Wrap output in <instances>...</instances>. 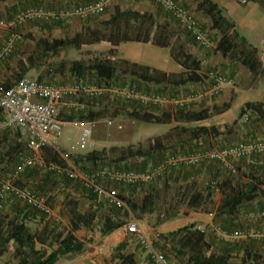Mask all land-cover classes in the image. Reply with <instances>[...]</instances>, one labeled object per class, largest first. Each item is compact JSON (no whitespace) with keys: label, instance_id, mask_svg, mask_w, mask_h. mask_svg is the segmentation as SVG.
<instances>
[{"label":"trees","instance_id":"1","mask_svg":"<svg viewBox=\"0 0 264 264\" xmlns=\"http://www.w3.org/2000/svg\"><path fill=\"white\" fill-rule=\"evenodd\" d=\"M3 1L5 0H0V3ZM92 1L93 0H88L84 2H77L75 4L81 5L90 3ZM176 1L184 7L188 8V6L185 3H182L180 0ZM191 1L195 3V11L201 13L204 17H206L210 22V29L218 34L219 37L216 40L215 49L219 51L223 56H228L231 60L240 63L250 72H261V63L258 59L257 49L253 47L243 36L239 35L235 30H233L234 25L224 16L222 8L213 0ZM257 1L264 9V0ZM131 16L142 18L143 20L149 19V16L147 14L136 10L117 9L116 12L110 14L109 18L106 20V23L111 27V30H109L107 33L102 32L100 29H87L84 32H77L71 37L52 38L50 40L42 37L37 39L35 44L37 47L36 58H40L43 54L54 52L57 49L65 46L80 47L83 44L97 42H108L114 46L121 41L127 40H141L144 42H152L158 46L169 47L170 54L173 60L181 65L183 71L178 74H167L164 71L138 65L136 63H128L127 61L122 60L126 65V67L123 68V72L128 73L131 76V82H120L119 85L127 84L140 91L167 94L168 96L172 97H180L189 95L194 92L196 93V90L191 88L182 89V91L174 88L177 86L185 85L187 83L201 82L207 78V75L201 71V60L198 59L194 54L186 50L183 43H173L171 38L164 32L159 33L157 36H152L151 38L149 33H142V31L139 30L135 36H126V34L123 33L118 34L119 23L123 20L127 22V20ZM199 24L201 28L207 32L204 25H202L200 22ZM184 31L186 37L185 39L187 42L196 41L186 29H184ZM207 35L209 43L206 46L201 45L202 47H209L211 45L210 40H214L215 36H217H211L210 38L209 36L211 34ZM236 40H238V42ZM108 54H115L114 48L111 47L108 50ZM34 65L35 58L32 55L27 56L25 59L20 58L17 63L16 77L20 79L30 69H32ZM70 70L74 72L76 80L86 81V79H84L86 76L85 73L91 72V74L94 76V81H96L98 84H104L106 86L113 84L112 80L116 76V67L109 58L95 59L90 64L84 65L80 62L73 61L70 66ZM208 74L210 76V83L212 86L216 83V76L221 75L226 79L230 78L231 80L233 77L223 75L222 72L213 69L208 70ZM231 74H234V72H231ZM14 82L8 83L7 81H4L0 88H7ZM121 101L128 104V106L131 108L130 116L132 118L145 123H169L171 122V120L198 121L211 117L213 113H220L228 109V107L230 106L229 102H225L222 104V106H216L214 111L206 108H203L201 110H190L188 109V107L191 105L190 101L183 105L172 106L174 109L169 107L163 108L164 110L160 111L162 105L159 104H143L132 100ZM263 110L264 102L249 101L241 107L235 120L230 123L211 125L210 127H186L178 124L180 125L179 130H175L177 129V125H175L174 128H172L175 131L172 132H176L177 136L180 134L178 132H190V137L185 138V143L184 141L179 142L178 144H176V148L177 146L178 148H184L185 145L188 143L190 144L191 141H193V143H196L195 141L200 140L207 135H219L220 133L230 132L231 126L236 123L238 116H245L246 114L247 118H243V121L246 124L247 121L251 119L252 114L254 113L264 116ZM83 111L84 110H80V112ZM1 113L2 111L0 109V114ZM97 115L98 113L89 111L81 115L75 114V116H68V119L75 117L81 119H94ZM15 130L20 131L16 128ZM10 131V128L2 131L0 133V137H2V139H6L10 135ZM171 133L168 132L167 134L151 138L150 140H148L147 148H133V146H127L126 149H123L120 152V156L116 160L111 159L112 161H109L104 155H102L95 149L75 153L74 155H72V160L81 171L85 172H90L99 167L148 170L149 168H151V166L157 165L162 159L167 157L164 155V152L167 151V147L176 149L175 145L173 146V144L170 143L169 136ZM250 140L259 139L250 137L248 139H242L240 141ZM261 140H264V138ZM22 141V137L21 140L14 141L13 144L8 146V150L4 152L3 155L9 156L11 158L19 155L16 152L17 149H20V147L23 145ZM25 142L26 137L24 138V143ZM224 146L227 145H220L216 148H221ZM194 149L199 150L203 148L197 147ZM177 150L180 151L179 149H176V151ZM190 150H193V148ZM180 152L183 153V151ZM26 154L27 150L24 155ZM42 155L44 160L47 162H60L58 153L51 147L45 146L42 150ZM2 158L0 156V162ZM136 158L141 159V162H131L132 159ZM257 159H262L263 162L261 164H251L246 158L238 159L241 160L243 164H246L251 171V173L242 174L244 179L239 177L236 179L225 178L220 181L219 184L217 182L218 180L215 181L218 184L219 192L221 194L220 202L216 207L212 205L214 189L211 187V184H209V186L206 188L204 187L198 189L194 187V183L191 182L188 185L186 184L183 189L172 191L170 194V199L173 200L174 204L168 205V207L166 208L165 218H163L162 220L168 219L171 216H175L177 212V208H175V206L179 204L184 205L187 208H201V211L205 212H211L214 209L213 222L217 223L216 225L218 226L220 225L219 227L221 229H227L228 231L240 225L238 221L240 217L245 215L243 211L245 208V204L256 202V205L258 206L256 207V212H254L253 214L255 216L260 215L262 212H264V154L262 156H257ZM13 161L16 163L15 160ZM149 162L152 163L151 166L146 167ZM216 164L217 166L222 168V166L218 162H216ZM175 168H168L163 174H161L148 184L116 185V187L119 188L121 194H123V192L121 191L123 190V188H137L139 186L143 187L146 185H148L146 186L147 188H149V186L156 187L157 184H159L160 179L164 180L165 178L169 179L170 177H172L173 171H175L173 169ZM39 169H42V167H27L24 172L16 175L14 180L15 183L19 186L27 187L33 190L37 195H39V193L44 190V185L49 182V179H51V177L59 176L66 183H74L82 188V190H84L86 195L88 196L90 206H88V208H86L85 210H79L77 206V200L68 199L65 203H62L69 217L68 228L58 229L53 224L46 222L41 230H37L31 229L27 225L26 220L30 218L29 215H34L33 212H35L43 217L47 216L31 205H28L12 197H7L5 201L8 199L15 200V202H21V204L24 206L20 211L15 210L11 213H1L0 209V254L4 253L9 247L10 249H12L14 256L18 259V264H56V261L60 256L70 252H76L82 248V243L79 242L74 235V231H76L80 227H90L95 222L97 224L98 232L101 235H106L123 225L124 220L119 215V211L114 210V213L113 211H111L108 214L98 215L97 213L101 208V204L94 206V203L92 202L93 194L91 193V190L78 183L75 179L69 178L64 174L43 168L46 169L44 184L37 183L35 186L36 189H32V186L24 184L22 180H20L21 175L23 177L36 176L39 173ZM14 170L15 168L13 167L12 171H10L7 176L1 178L0 181L10 177L14 173ZM228 174L231 173L228 172ZM19 180L20 182H18ZM155 197H157V194L155 193L154 188H151L146 193H144V196L139 202H137L133 198H130V196H125L123 194V199L126 201L129 208L133 212L138 211L140 213H150L155 211ZM116 209L121 210L118 208ZM195 226V223H188L174 230L168 231L167 233L160 234V237L165 242L171 243L172 249L175 253V258H178L177 263L230 264V253L233 250H237V247H229L223 245L220 249H217L215 239L213 236H211V233H204L198 230ZM117 249V257L120 259V264H136L131 254L122 253V250L124 249L123 244H120ZM245 250V256L241 258L242 262H246V260L249 258L248 260H250L251 264H264V254L259 252H252L251 250L247 251V247H244V251ZM167 257L173 264L172 259L168 255Z\"/></svg>","mask_w":264,"mask_h":264},{"label":"rangeland","instance_id":"2","mask_svg":"<svg viewBox=\"0 0 264 264\" xmlns=\"http://www.w3.org/2000/svg\"><path fill=\"white\" fill-rule=\"evenodd\" d=\"M84 1L88 0H60L57 8H55V0H16L13 2H7L5 5H0V51H2L7 44H10V49L7 54L0 57V87L4 81L10 83L18 79L16 77L18 60L20 58L25 59L29 55H32L35 58V65L22 77H39L42 80L52 81L55 83H68L76 80L74 72L70 70V66L73 61L80 62L84 65L90 64L95 59L109 58L116 67V76L113 78L112 83L119 85L120 82H131V76L128 73L123 72V68L126 67V65L123 63L122 59L116 57L117 51L115 49V54L109 55L108 50L99 51L93 49L91 47V43H88L83 44L80 47H61L54 52H48L43 54L40 58H36L37 47L35 44L37 39L41 37L47 38L48 40L52 38L71 37L77 32H84L87 29H100L102 32L107 33L111 30L110 25L106 23L110 14L116 12L117 9L136 10L147 14L149 19L143 20L142 18L131 16L127 22L123 20L119 23L118 34L123 33L126 34V36H135L139 30L142 31V33H149L151 38L152 36H157L159 33L164 32L171 38L173 43H183L186 50L194 54L196 57L201 56V58L205 59V61H201V71L203 73H208V70L210 69L220 71L223 75L230 77L233 75L231 72L234 71V73H236V75H234L235 78L232 80V84L222 85V88L218 93L211 95L208 102L210 105L205 107L206 109L214 111L216 106H222L225 102H232L235 100L237 96L234 89L235 87L242 88L244 90V94L241 95L238 100H245L247 96L249 97L251 95L252 99L256 98V101L262 100L264 102V83L261 82V79L263 78V69L261 68V72L259 73H252L240 63L231 60L228 56L226 58L219 51H217L215 46L216 40L219 37L218 34L210 29V23L204 21V18L206 19V17L195 11V3L191 0L180 1L185 3L196 19L204 25L207 30V34H211L209 36L210 38L211 36L217 35L214 40H210L211 45L209 47H202L196 41L187 42L182 24L176 20L169 11L156 5L153 0H110L103 13L88 18H80L72 13L65 16H59L58 13H54L53 16L48 14L49 10L73 7L76 5L75 3ZM237 6L239 8L238 10L244 7L243 4ZM34 8H39L44 13L37 16L32 10ZM241 11L242 10L238 12ZM236 41L238 42V40ZM85 74L86 76L84 79H86L88 83L94 85L98 84L93 80L94 76L91 72H86ZM205 85H207V83ZM211 88L212 87L210 86V88L205 87L204 89L198 90L202 93L207 92V94L210 95L209 92H211ZM109 96L102 100L93 98L86 101L87 112L90 111L98 113V115L94 118V120H96V126L93 130V139L96 141L95 150L104 155L109 161L119 158L120 152L123 149H126L127 146H133V148H147L148 140L151 138L179 130L180 125H177V129L173 130L172 128L174 127H170L164 132L163 128H166L164 124L138 121L130 116L131 108L128 104L122 102L120 99L111 97L112 95ZM212 96H214V98ZM219 97L221 98L220 100H218ZM237 102L231 106L230 111L236 115L239 113V108L236 105ZM161 107L160 111L164 110L163 108L171 107V105L163 103ZM59 109L62 112V116L67 119L69 118L68 116H75V114L81 115L86 112H80V110L77 113L74 110L68 112L67 110L65 111L62 106H60ZM2 115L3 114L1 113L0 119L2 118ZM243 118V115L237 117L236 123L231 126L230 132L220 133L219 135H207L204 138L195 141L196 143L191 141L190 144H186L184 148H178V146L176 148V144L183 141L185 143V138L190 137V132L177 131L180 133L178 136L176 135V132H172L169 136L170 143H172L173 146L175 145L176 149L186 153L196 150L194 148L197 147H201L203 149L216 148L220 145H230L234 142L242 139H248L250 137L259 140L263 139L264 116L254 113L246 124L244 123ZM107 119H112L114 122L113 125L107 126L105 123ZM210 124H207V126L210 127ZM9 128L11 129L10 135L6 139H2V137H0V156L1 158L3 157L0 162V179L7 176L10 171H12L13 167L16 169L17 165L21 162L22 156L26 153L24 143L25 135L20 131H16L13 127ZM78 131L79 129L77 127L66 125L63 127L62 135L59 138L63 148L71 152L72 155L78 153V151L73 149L77 146L76 141L78 138ZM21 137L23 139V145L20 149H17L16 152L19 155L14 158L3 155L4 152L8 150V146L13 144L16 140H21ZM192 148L193 150H190ZM176 149L167 147V151L164 152V155L170 156L172 154L181 153L178 150L176 151ZM13 160H15L16 163ZM131 162L140 163L141 159H132ZM151 164L152 163L149 162L146 167L151 166ZM233 164L236 166L237 172L232 175L228 174L224 168L217 166L216 162L206 161L192 167L181 166L173 169L175 171H173L172 177L169 179L165 178L164 180L160 179L159 184H157L156 187L149 186V188H143L142 186H139L137 188H123L121 191L125 196L128 195L130 198L139 202L144 196V192L146 193L149 189L154 188L157 197H155L156 204L153 217L156 221H160L165 218L166 208L168 205L174 204L173 200L170 199L172 191L183 189L186 184L188 185L191 182H193L194 187L198 189L204 187L206 188L209 184H211V182L218 180L217 182L219 184V182L225 178L236 179L239 177L244 179L242 174L251 173L250 168L246 164H243L241 160L233 161ZM25 170L26 168L22 172ZM38 172L39 173L33 177H23L21 175L20 180H22L24 184L32 186V189H36L35 186L37 183L44 184L46 169H39ZM190 176L192 177V179L190 178V181H182L180 179ZM20 180L18 182H20ZM43 189L44 190L41 191L39 195L44 196L53 206L54 215L50 217H43L40 214L33 212L34 215L30 214V218L26 220L27 225L31 229L41 230L46 222L53 224L58 229L68 228L69 217L62 204L68 199L77 200L79 210H85L88 206H90L88 196L82 188L74 183H66L59 176L51 177L49 182L44 185ZM218 194H220L219 188L218 191L214 190L213 197ZM100 204L101 208L98 210V215L108 214L111 211L114 213V210H116L119 211V215L124 221L129 220L131 217L142 219V222H140L141 228L148 235L153 245L164 251L172 259L173 264H178V258H175V253L172 249L171 243L165 242L160 237V234L174 230L182 226V224H175L168 228V231L161 232L158 231V228L150 226L146 222V220H148L146 213H140L138 211L133 212L130 208L128 211L117 210L112 206H108L104 202H100ZM23 206L24 205H22L21 202H15V200L8 199L5 201L4 206L1 209V213H11L15 210L20 211ZM181 206L184 205H178L175 216H177L178 219L183 220L191 213L190 209L192 208L182 210L179 208ZM238 222L240 225L230 229V231L227 229L225 230L228 235L224 236L213 231L208 233H211V236L214 237L217 249H220L223 245L237 247V250H233L230 253V264H251L250 260H248L249 258L246 262L241 261V258L245 256L246 253V250L244 251V247H247V251L251 250L252 252L264 254V217H261L260 215H253V217L251 216V218H248L243 215L239 218ZM195 224L197 225L198 223ZM199 224L208 225L202 223ZM213 224L217 227L220 226L216 225L217 223L215 222H213ZM259 225L261 230L257 229ZM82 228H85L86 231H91L93 234L99 233L95 222L90 227ZM233 232H239L240 235H230V233ZM124 240H127V244H130L136 252L138 251L142 253L144 257L143 259L147 261V257H145V254L147 255V253L140 246L135 236L126 235ZM137 255H139V253ZM0 264H18V259L14 256L12 249L9 247L4 253L0 254ZM147 264H149L148 261Z\"/></svg>","mask_w":264,"mask_h":264},{"label":"built area","instance_id":"3","mask_svg":"<svg viewBox=\"0 0 264 264\" xmlns=\"http://www.w3.org/2000/svg\"><path fill=\"white\" fill-rule=\"evenodd\" d=\"M110 0H95L90 3L64 7L58 10H49L48 14L59 16L74 14L80 18H88L104 12ZM245 4L248 0H237ZM153 2L166 9L178 20L200 45H208V35L204 31L194 14L189 8L184 7L176 0H153ZM34 14L40 16L44 13L39 8L32 9ZM10 49L7 44L0 57L6 55ZM216 83L211 88V94L218 93L222 85L232 84L230 78L219 75L215 77ZM109 95L121 100H132L143 104L168 103L171 106L183 105L198 96L191 93L189 96L172 97L167 94L144 92L127 84H91L87 81L74 80L68 83H55L37 77H21L7 88H0V133L9 127L20 130L26 137L25 147L27 154L21 159L14 173L0 181V209L3 208L5 199L12 197L35 209L47 217L54 215V208L48 200L37 195L33 190L19 186L15 183V177L25 168L38 166L64 174L75 179L78 183L91 190L94 206L100 202L121 210H129V206L123 199L116 185H141L152 182L170 167L196 166L206 161H216L222 168L231 174L236 173L233 161L246 158L251 164H261L262 159L257 156L264 154V140L237 141L221 148H207L193 150L186 153H176L162 159L157 165L148 170L117 169L113 167H99L90 172L81 171L72 160V153L65 150L59 141L63 127L72 125L79 129L76 141V151H89L96 147L93 139V130L96 126L94 119L70 118L62 116L60 106L65 111H71L76 105L78 110H84L89 99H106ZM110 97V96H109ZM247 116L245 114L244 119ZM107 126L113 125L112 119L105 121ZM120 127V125H119ZM45 146L54 149L60 162H47L44 160L42 150ZM211 187L218 191L217 182H211ZM264 216V212L260 214ZM126 232L135 236L140 246L146 251L151 264H172L164 251L156 248L148 235L142 230L140 223L131 217L125 224ZM198 230L208 233L217 232L221 235L228 233L214 224L195 226ZM232 236L240 235L239 232L230 233Z\"/></svg>","mask_w":264,"mask_h":264},{"label":"crops","instance_id":"4","mask_svg":"<svg viewBox=\"0 0 264 264\" xmlns=\"http://www.w3.org/2000/svg\"><path fill=\"white\" fill-rule=\"evenodd\" d=\"M13 1L16 0H5L1 2L0 5H5L7 2H13ZM59 1L60 0H55V8L59 6ZM213 1H215L222 8V12L224 16L233 23L234 25L233 30H235L239 35L243 36L253 47L257 49L258 59L259 62L261 63V68L263 69V78L261 79V82L264 83V9L263 7L258 3L257 0H248L245 4H243L244 7L240 9L242 11L238 12L240 10H238L239 8L237 5H240L241 3H239L237 0H213ZM204 21L210 23L207 18L206 19L204 18ZM91 47L99 51L109 50L112 47L117 51L116 57L125 60L128 63H136L138 65L151 67L160 71H164L167 74H178L183 71L181 65H179L177 62L173 60L170 54L169 47L158 46L152 42H144L141 40H127V41H121L114 46L108 42H97V43H91ZM225 57L227 58V56ZM197 58L200 60L202 59L201 61L203 60L205 61V59L201 58V56H197ZM205 74L207 75V78L204 81L187 83L185 85L177 86L174 88L179 90L191 88L197 91L198 96L193 100H191V105L188 107V109L190 110H201L207 107L208 105H210L208 102L211 98V95L213 94L209 92L210 95H208L207 92L202 93L199 92L198 90V89H204L205 87L207 88H210V86L212 87L209 80V74L206 72ZM234 75H236V73H234L232 76ZM233 78H235V76L232 77V80ZM206 83L207 85H205ZM234 89L237 93V96L235 100L229 102L230 106L228 107V109L220 113H213L211 117L203 120H198V121L171 120V122L169 123H161L166 126V128H163L164 132L167 131L168 128L174 127L175 125L178 124L186 127H199V126H207V124L210 123H211L210 125L230 123L237 116L235 113L230 112L231 106L235 102L238 101L236 105L240 110L241 107L246 102L256 101V98L252 99L251 95L249 97L247 96L245 100L242 101L238 100L240 96L244 94V90L238 87H235ZM212 97L214 98V96ZM220 99L221 98L219 97L218 100ZM63 108L64 110L66 109L65 107ZM170 108L173 107L171 106ZM71 109H72L71 111L74 110L76 113L78 112V107L76 105H73ZM84 111L87 112V107H85ZM155 124H160V123H155ZM190 178L192 179L191 176L180 179L182 181H190ZM145 187L146 186H143V188ZM212 199L215 200L213 201L212 205L216 207L220 202L221 194L212 197ZM257 206L258 205H256V202L245 204L244 206L245 208L243 210L245 216L248 218H251V216L253 217L254 215L253 213L256 212ZM175 208L178 209V205L175 206ZM179 208H181L182 210L187 209V207L185 206H181ZM190 210L191 213L187 215L183 220L178 219L177 216H171L168 219H164V220L161 219L160 221H156V219H154L153 217L154 211L150 213L146 212V216L148 217L147 218L148 220H146V222L150 226H154L155 228H158V231L161 232L168 231V228L178 223L182 225L188 223L213 224L214 209L211 212L201 211L202 210L201 208H192ZM136 220L139 223L142 222V219H136ZM127 222L128 220L124 221L122 226H120L119 228L115 229L114 231L106 235H101L99 233L93 234L91 231L89 230L86 231L85 228L84 229L82 228L85 226L80 227L79 229L74 231V235L77 238V240L82 243L83 245L82 248L76 252H70L60 256L56 261V264H120V259L117 257L118 254L117 248L120 244L124 245V249L122 250V253L131 254L136 264H147V261L149 262V264H151V262L149 261V257L145 253L144 254L145 257H147L146 258L147 261L143 259L144 257L142 253L138 251L136 252L131 247L130 244H127V240H124L126 235L132 236L126 232L125 224ZM257 229L261 230L260 225L258 226ZM138 253L139 255H137Z\"/></svg>","mask_w":264,"mask_h":264}]
</instances>
